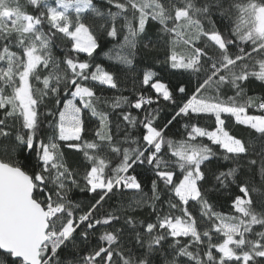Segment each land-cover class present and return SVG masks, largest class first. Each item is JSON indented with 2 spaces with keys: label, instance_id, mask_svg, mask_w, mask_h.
I'll return each instance as SVG.
<instances>
[{
  "label": "snow or ice",
  "instance_id": "1",
  "mask_svg": "<svg viewBox=\"0 0 264 264\" xmlns=\"http://www.w3.org/2000/svg\"><path fill=\"white\" fill-rule=\"evenodd\" d=\"M0 264H264V0H0Z\"/></svg>",
  "mask_w": 264,
  "mask_h": 264
},
{
  "label": "trees",
  "instance_id": "2",
  "mask_svg": "<svg viewBox=\"0 0 264 264\" xmlns=\"http://www.w3.org/2000/svg\"><path fill=\"white\" fill-rule=\"evenodd\" d=\"M23 2H24V0H21V3H23ZM28 11H31V9H28ZM56 51L59 54V49H57ZM178 51H180V50L178 49ZM159 57L161 59L163 58V52H160L159 53ZM165 75H167V74L165 73ZM256 91L258 92L259 89L257 88ZM108 94L111 95L112 93H108ZM241 129H242V126H236V125H234L233 128L231 129V131L237 133L238 135L246 136L247 134L245 132L241 131ZM179 131H182V129H173V132H179ZM257 179H258V177H257ZM76 198L77 199H80V200H83L84 199V194L83 193H77L76 194ZM223 211L227 212L228 211V207L226 206L223 209Z\"/></svg>",
  "mask_w": 264,
  "mask_h": 264
}]
</instances>
